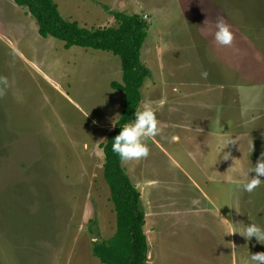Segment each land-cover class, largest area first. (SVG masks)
<instances>
[{
    "label": "rangeland",
    "instance_id": "obj_1",
    "mask_svg": "<svg viewBox=\"0 0 264 264\" xmlns=\"http://www.w3.org/2000/svg\"><path fill=\"white\" fill-rule=\"evenodd\" d=\"M55 1L63 17L86 26L117 24L104 4L140 14L144 64L150 28L174 24L178 72L196 76L172 81L184 90L150 75L140 87L136 112L151 107L160 134L145 138L146 159L122 164L140 192L145 264H251L264 244L239 233L253 223L264 229V177L252 193L242 187L264 153V0H193L191 22L180 19L176 0ZM206 11L231 26L233 45L222 47L230 54L212 48ZM121 75L117 54L43 37L26 6L0 0V76L8 80L0 98V264H101L92 241L114 232L115 211L100 143L122 109L123 91L111 85ZM230 139L236 143L226 145Z\"/></svg>",
    "mask_w": 264,
    "mask_h": 264
},
{
    "label": "trees",
    "instance_id": "obj_2",
    "mask_svg": "<svg viewBox=\"0 0 264 264\" xmlns=\"http://www.w3.org/2000/svg\"><path fill=\"white\" fill-rule=\"evenodd\" d=\"M26 6L37 24L38 33L63 40L66 47L80 45L110 50L120 57L122 82L112 81L123 91V104L114 127L100 143L103 150V177L115 211V230L105 238L92 241V253L101 264H145L148 244L143 229L144 212L140 192L130 180L120 157L112 151L113 139L121 127L135 119L141 98L140 87L150 74L141 61L140 48L146 36V22L136 13L109 9L116 25L86 26L63 17L55 0H13Z\"/></svg>",
    "mask_w": 264,
    "mask_h": 264
},
{
    "label": "clouds",
    "instance_id": "obj_3",
    "mask_svg": "<svg viewBox=\"0 0 264 264\" xmlns=\"http://www.w3.org/2000/svg\"><path fill=\"white\" fill-rule=\"evenodd\" d=\"M207 21H204L206 24ZM214 41L218 46L231 47L235 40V35L231 30V26L226 22L223 16L217 17L215 21V31L213 33ZM203 78H207L208 73L203 72ZM8 87L7 77L0 76V98L6 95ZM135 119L130 123H126L121 127L118 135L113 139L112 151L116 153L123 162H129L133 160L146 159L150 154V149L146 143L145 138L155 137L160 134L159 121L153 109L145 106L142 110L135 112ZM179 136L172 135L170 137L171 142H179ZM226 145L229 143L235 144L234 139L227 140ZM253 150V143H252ZM229 154H225L224 159H228ZM252 172L255 173L251 176L246 183H244L243 190L252 193L262 183L261 177H264V153L257 159L255 166L252 168ZM237 232H229L228 234H235ZM246 239L251 240L253 237L256 240L264 244V229L257 224H249L246 229L239 233ZM233 244V248H235ZM251 264H264V252H257L250 256Z\"/></svg>",
    "mask_w": 264,
    "mask_h": 264
},
{
    "label": "crops",
    "instance_id": "obj_4",
    "mask_svg": "<svg viewBox=\"0 0 264 264\" xmlns=\"http://www.w3.org/2000/svg\"><path fill=\"white\" fill-rule=\"evenodd\" d=\"M176 5H179L180 8H177V10H179V12L182 14L180 19L184 20L186 19L187 22H191L187 20L188 15L190 14L189 12V8H190V4L193 3V0H176ZM175 3H173L174 5ZM159 13H161L162 15H164L167 20H171V18H175V13L171 14L170 11L168 10H164V12H161V8L158 9ZM146 16V14H144ZM200 15L203 16V19L206 20L208 18V20H210L209 22H207L206 24H210V28L208 29V31L213 35L214 31H215V17L209 13L208 11L206 12H200ZM183 16V17H182ZM185 21V22H186ZM204 24V23H203ZM170 25L171 28L168 26ZM159 24V23H155L153 25V27L150 28V30L153 32V35L155 36L154 38L151 39L150 43H149V60H146V65L147 67L150 69V76H153V78L159 80V86H170L169 89H171L170 91H175L178 89H188V87H184L179 86L178 84L176 85L174 83V85L172 84V81H177L179 80L180 82H185L188 80L193 79L196 76H188L186 74V70H182V75L180 76V73L178 72L181 67L182 62H180L182 59L180 57H176L175 54V49H179V43L177 40H175V37H173V33L176 34L175 31V27L174 24ZM163 26V27H161ZM147 28V27H146ZM146 33H147V29H146ZM248 34V33H247ZM249 35V34H248ZM250 36V35H249ZM214 38V36H213ZM144 43V40L142 42V45ZM212 48L214 49V45H216L215 41H212ZM193 44V43H192ZM141 45V46H142ZM219 47V51L224 52V55L230 54V48H227L225 50H223L222 47ZM185 48H187V46L185 45ZM141 49V48H140ZM179 54H181L179 52ZM236 54H237V48H236ZM141 56V54H140ZM173 56H175V58H173ZM142 58V57H141ZM212 59V58H211ZM213 60V59H212ZM218 61V58L216 59ZM220 70H221V66ZM224 69L228 70L229 68H226L224 66ZM220 70L217 71V74L213 75L212 78H215L216 75H218L220 72ZM233 68H230V73H228V77L231 78L232 76H234L235 74L232 72ZM175 71V72H174ZM174 78V79H173ZM218 80V79H217ZM190 84H196L195 82H191L189 81ZM220 80H218V82H213V84H219L221 85ZM231 82V81H230ZM166 83V84H164ZM167 88V89H168Z\"/></svg>",
    "mask_w": 264,
    "mask_h": 264
}]
</instances>
